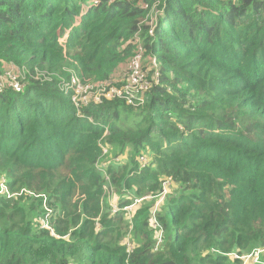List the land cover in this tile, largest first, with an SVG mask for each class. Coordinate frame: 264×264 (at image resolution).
<instances>
[{
	"label": "trees",
	"instance_id": "trees-1",
	"mask_svg": "<svg viewBox=\"0 0 264 264\" xmlns=\"http://www.w3.org/2000/svg\"><path fill=\"white\" fill-rule=\"evenodd\" d=\"M89 1L0 0V72L67 66L106 81L138 35L160 83L137 107L78 110L56 80L0 93V264H242L230 254L264 247V0ZM100 141L129 154L108 172L135 198L173 179L158 251L152 199L135 210L128 255L124 213L103 201Z\"/></svg>",
	"mask_w": 264,
	"mask_h": 264
},
{
	"label": "built area",
	"instance_id": "built-area-1",
	"mask_svg": "<svg viewBox=\"0 0 264 264\" xmlns=\"http://www.w3.org/2000/svg\"><path fill=\"white\" fill-rule=\"evenodd\" d=\"M100 2L101 0H90L89 5L86 8L96 6ZM144 8H149V5L145 4ZM150 32L152 33L153 29H151ZM136 44V52L133 57H131L124 76L116 75L106 81H88L87 79L81 77L76 69L67 66H64L62 71L55 72L38 66L31 67L28 65H19L11 62L3 69L2 72H0V93H3L8 89H12L15 92H22L24 87L31 80L41 82L56 80L60 90L65 95L70 96L72 103L78 110L93 103L101 104L105 101H112L116 99L123 100L127 104L135 107L140 106L145 102L147 93L155 85L160 83L161 74L159 63L155 57L152 58L149 65H144L145 48L142 45L141 39L138 35ZM107 133L108 132L106 131L104 135ZM99 145L102 148V154L96 163V167L100 170L98 165L99 160L101 158L107 160L106 163H101V166L108 165L110 163L109 159L112 158V155L110 157H108V155L112 151L104 141H100ZM106 157L108 158L106 159ZM120 159L121 158H117L115 160L119 161ZM137 161L139 165V171L150 164V158L143 154L138 155ZM100 172H102L104 176L103 171ZM105 173L106 177L108 178L106 180L110 181L111 178L109 177L107 169ZM5 183V179H3L1 181L2 188L0 189V193L4 189H7ZM172 185L173 179L171 177L165 178L162 181V193L159 197H153V199L156 201L152 209L150 223L151 227L155 230V251H158L161 248L165 240V230L157 215L160 208L163 206V203H165ZM149 198H151V196L139 197L135 205L124 207V211L127 212L128 220L131 221V223H133V217L136 208L141 205L140 203L142 201ZM138 204L140 205L137 206ZM117 210L118 209H114V212ZM47 225L48 224L46 223L45 226ZM131 233L132 232L128 233L123 243L129 256L134 251V244L131 241ZM263 253L264 247L258 248L256 250L254 249L250 254L238 255L236 253H232L230 255L241 259L242 262L246 260H252L254 264L264 261V258H262Z\"/></svg>",
	"mask_w": 264,
	"mask_h": 264
},
{
	"label": "rangeland",
	"instance_id": "rangeland-1",
	"mask_svg": "<svg viewBox=\"0 0 264 264\" xmlns=\"http://www.w3.org/2000/svg\"><path fill=\"white\" fill-rule=\"evenodd\" d=\"M32 55L31 54H28L25 56L24 58V61L28 64H41V57H37L35 58L33 61H30ZM144 59H145V56H144ZM146 59L149 60L150 57L146 56ZM28 66H31V65H28ZM33 67V66H31ZM124 68L127 67V64H125L123 66ZM127 70V69H126ZM126 70H124V73H122L121 71V75L124 76ZM117 152L114 153L113 152H110V154L108 155V157H110L112 155V158L113 160L117 159V158H123V156H126L128 158V155L129 154H126V155H122V153H120L119 155H116ZM106 157V159L108 158ZM125 159V158H124ZM107 160H104V158H101L99 160V169H97L98 171H103L104 173V192H103V201L104 203L106 204L105 200L108 199V202H109V206H108V209L111 213V215H114V214H117L119 215L120 212L122 211L124 213V216H125V220H124V229H123V234L124 237H123V243L125 241V238L127 237L128 233L130 232H133V223H131V221L128 220V214L126 211H124V207L126 206H129V205H135L138 201V198H135L134 195H133V192L132 191H126L124 189H119L118 187H116L114 185V182L112 180V176H111V173H109V177L111 178V180H106L108 179L106 177V169L109 170L110 169V166L109 164L108 165H105V166H101V163H106ZM126 160H122V162H125ZM102 173V172H101ZM111 182V183H110ZM162 193V186H161V190L156 194V195H153V194H144V196H151V198L149 199H146L144 201H142L140 204L142 205L144 202L146 201H152L153 197H159L160 194ZM143 196V197H144ZM140 204H138L137 206H139ZM114 209H118L117 211L114 212ZM165 230V228H164ZM131 241L133 242V239L131 238ZM256 250V249H255ZM262 258H264V253L262 254ZM242 264H253V261L251 260H246L244 262H241ZM254 264H259V263H254Z\"/></svg>",
	"mask_w": 264,
	"mask_h": 264
},
{
	"label": "crops",
	"instance_id": "crops-1",
	"mask_svg": "<svg viewBox=\"0 0 264 264\" xmlns=\"http://www.w3.org/2000/svg\"><path fill=\"white\" fill-rule=\"evenodd\" d=\"M122 69H123V68H122ZM122 69H121V70H122Z\"/></svg>",
	"mask_w": 264,
	"mask_h": 264
}]
</instances>
